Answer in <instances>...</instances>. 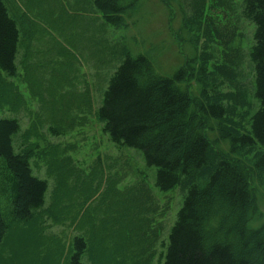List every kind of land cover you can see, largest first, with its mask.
I'll use <instances>...</instances> for the list:
<instances>
[{"label": "trees", "instance_id": "obj_1", "mask_svg": "<svg viewBox=\"0 0 264 264\" xmlns=\"http://www.w3.org/2000/svg\"><path fill=\"white\" fill-rule=\"evenodd\" d=\"M23 1L22 10L13 0H0V104L13 112L21 96L4 77L19 76L18 68L24 67L25 80L40 83L38 89L47 94L41 81L50 85L57 62H43L61 48L56 40L44 43L49 35L32 16L36 4ZM90 1L102 20L114 26H120L139 2ZM241 1V16L253 26L247 55L254 103L236 81L240 51L235 52V62L227 57L211 69L207 65L211 55H203L196 74L198 96L191 97L181 84L194 75L193 59L172 76H163L146 55L131 56L125 50L96 113L112 142L140 150L146 165L156 167L160 191L182 188V203L166 229L167 237L160 238L162 227L154 226L156 206L139 207L140 198L145 203L152 199L144 187L128 195L137 199L133 210L122 205L130 198L121 192L117 196L114 183L103 201L86 204L98 190L99 169L92 177L82 175L60 145L41 148L31 141L33 136L42 140L37 127L22 129L18 118L0 116V253L7 255L0 256V264H57L63 247L64 264H264V225L255 228L249 222L254 208L249 168L216 149L205 134L213 129L210 120H215L219 139L229 143L231 153L246 159L251 153L253 167L264 172V0ZM203 3L196 1L195 18L189 22L194 45ZM49 45L50 51L42 50ZM66 77L57 80L61 91ZM223 86L231 90L223 91ZM76 99L61 104L64 113L58 106L47 127L51 134H65L71 109L78 107ZM41 164L44 178L33 172ZM47 222L72 228L67 245L56 240L47 246L40 234ZM157 243L165 252L157 251Z\"/></svg>", "mask_w": 264, "mask_h": 264}, {"label": "rangeland", "instance_id": "obj_2", "mask_svg": "<svg viewBox=\"0 0 264 264\" xmlns=\"http://www.w3.org/2000/svg\"><path fill=\"white\" fill-rule=\"evenodd\" d=\"M13 1L24 9L26 3L23 0ZM196 1L139 0L136 8L123 17V23L114 26L102 20L101 12L93 8L90 0H30L36 4L32 16L49 35L43 40L44 43L50 44L56 40L62 45L61 48L54 50L56 53L48 59L50 61L43 62V65L53 63L52 61L57 62L52 65V82L44 86L41 81L42 88L46 87L47 92L43 95L44 89H38L40 83L25 80L28 76L24 67H19V76L4 77L12 87L17 88L21 96L14 112L9 105L0 104V116L18 118L22 129L37 127L42 140H36L33 136L31 141L38 142L41 148L46 144L60 145L64 149V155L71 157L74 165L82 171V175L92 177L99 169L98 190L86 204L103 201L104 197L111 194L110 185L114 183L117 196L118 192H121L126 193L123 194L124 198L128 197L127 200L130 198L129 202L122 205L132 209L137 204V199L132 198L133 190L144 187V191L153 200L150 198L151 200L145 203V199L140 198L139 207L140 205L145 207L148 203L156 206V213L153 214L154 226L162 227L160 232L162 239L167 237L166 229L175 219L181 206L182 188L178 185L168 191H160L155 183L156 167L146 165L140 150L112 142L103 132V123L97 118L96 113L108 79L123 60L125 50L131 56L146 55L154 70L163 76H172L177 69L184 67L187 61L193 59L194 75L186 76L181 84L191 97L198 96L196 74L203 55H211L207 61L211 69L212 65L223 62L227 57L235 62V52L240 51L241 60L237 68L236 81L246 89L250 100L255 102L252 98L253 71L247 55L252 42L253 26L241 16L242 1L204 0V16L198 40L194 45V31L189 22L195 18ZM7 2L11 3L10 0ZM207 29H210V34H206ZM220 43L225 44L222 46ZM63 48L68 54H65ZM220 49L224 51L220 52ZM224 52L228 54L225 56ZM55 70L58 74L54 72ZM64 75L67 77L64 84L60 83L64 88L61 91V87L57 86V80H63ZM222 89L231 90L228 86H223ZM71 97L77 98L78 105L70 112L71 127L68 126L63 135L51 134L47 127L57 114L58 106L61 107V113H64L61 104L68 105ZM42 120L44 122L40 123ZM210 125L213 129H206L205 134L213 146L243 160L249 168L254 195V208L249 222L255 228L264 225V172L253 167L250 161L251 153L247 159L238 153H231L229 143L219 139L216 121L210 120ZM257 149L258 147L255 150ZM45 171L42 164L38 168L33 167V172L39 177L44 178ZM51 188L52 183L49 181L48 192ZM73 233L72 228L51 225L50 222H47L44 230L40 232L47 246H51L56 240L60 246L67 245ZM160 245L159 243L156 245L158 252L162 249ZM65 250L63 247V254L56 260L57 264H64ZM162 251L165 252V249ZM5 254L0 253V256H7Z\"/></svg>", "mask_w": 264, "mask_h": 264}, {"label": "crops", "instance_id": "obj_3", "mask_svg": "<svg viewBox=\"0 0 264 264\" xmlns=\"http://www.w3.org/2000/svg\"><path fill=\"white\" fill-rule=\"evenodd\" d=\"M58 43H59L60 46H62L60 42H58ZM50 46H51V45L46 46V47H44L42 50L48 52V51H50V50H48V49L50 48ZM21 56H22V55H21ZM21 61H22V60H21ZM21 61H20V59L17 60L18 65H22ZM18 71H19V68H18ZM19 72H20V71H19Z\"/></svg>", "mask_w": 264, "mask_h": 264}]
</instances>
